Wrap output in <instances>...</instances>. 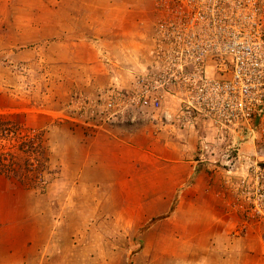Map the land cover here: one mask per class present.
Here are the masks:
<instances>
[{
    "label": "rangeland",
    "instance_id": "obj_1",
    "mask_svg": "<svg viewBox=\"0 0 264 264\" xmlns=\"http://www.w3.org/2000/svg\"><path fill=\"white\" fill-rule=\"evenodd\" d=\"M156 22L154 0H0V264H188L183 242L142 236L172 180L134 160L126 128L155 123L106 109L150 63ZM169 133L159 154L177 148ZM200 153L214 189L193 201L227 233L192 264H264V126Z\"/></svg>",
    "mask_w": 264,
    "mask_h": 264
},
{
    "label": "built area",
    "instance_id": "obj_2",
    "mask_svg": "<svg viewBox=\"0 0 264 264\" xmlns=\"http://www.w3.org/2000/svg\"><path fill=\"white\" fill-rule=\"evenodd\" d=\"M154 5L152 59L131 89L108 91L110 116L120 119L131 111L133 122L180 129L203 121L222 139L264 126V0ZM214 145L206 136L201 151Z\"/></svg>",
    "mask_w": 264,
    "mask_h": 264
},
{
    "label": "crops",
    "instance_id": "obj_3",
    "mask_svg": "<svg viewBox=\"0 0 264 264\" xmlns=\"http://www.w3.org/2000/svg\"><path fill=\"white\" fill-rule=\"evenodd\" d=\"M138 61L141 65V69L147 65L144 63V59ZM164 129L170 130V140L173 141V144H175L177 148L172 153L159 154L158 150H156V141L154 140L157 138L156 134H158V131ZM126 131L129 134H127L126 137V149H134V156L136 158H134V160H136V162L141 161L140 165L141 163H147L149 161L151 164L156 165L160 161L166 162L168 170L165 171V175L163 176L172 180L170 185H164L163 188L165 189L162 191V194L166 196L165 201H168L169 205L160 215L155 213L148 215L146 217V222L153 221L154 218L158 216L163 218L151 223L150 226L142 232V236H153L156 237L157 240L164 237L172 242H183L186 244L184 249V253L186 251V257L183 256V258L188 264H192L194 258L199 256L201 253L199 249H204V252L208 254L220 248V246L216 244L226 242L224 239H226L227 229L224 228L227 227V222L221 221L220 219L216 220L215 215L217 208L209 206L201 208L198 202H194L193 199L198 196V194L202 195L204 192L211 193L214 189L210 181L204 186L200 184L203 176L208 174V168L205 166L207 164H204L208 158H206V156L204 157V154L202 156L200 153V142L202 138L207 136L217 145L222 138L217 137L215 130L203 121H199L195 126L185 129H180L176 126L162 127L158 124L151 123L140 126L135 125L134 129L130 130L126 128ZM146 136L149 137L150 140H145ZM237 137H239V134L229 138L235 139ZM132 139L137 141L134 146L128 144V141H132ZM134 160H132V162ZM209 160L211 159L209 158ZM159 173L160 170L156 167L155 170H150V173L145 174H147L148 176L146 175V177H149L151 180H159ZM180 191L181 198L187 196L188 200L185 202H178L174 205V200ZM199 212H203L204 215L210 216V219L207 220L206 218L202 219L198 217ZM202 244H205L204 247ZM223 246L227 248L225 244ZM194 250L197 251V256L192 254ZM210 255L211 253L208 254L206 258Z\"/></svg>",
    "mask_w": 264,
    "mask_h": 264
},
{
    "label": "trees",
    "instance_id": "obj_4",
    "mask_svg": "<svg viewBox=\"0 0 264 264\" xmlns=\"http://www.w3.org/2000/svg\"><path fill=\"white\" fill-rule=\"evenodd\" d=\"M5 159L6 158L3 157V154H0V164L2 165L3 168L6 167Z\"/></svg>",
    "mask_w": 264,
    "mask_h": 264
}]
</instances>
